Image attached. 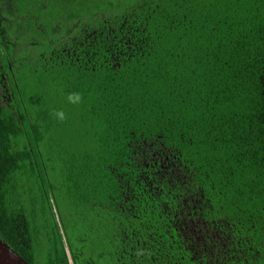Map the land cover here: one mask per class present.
Returning a JSON list of instances; mask_svg holds the SVG:
<instances>
[{"label":"trees","instance_id":"1","mask_svg":"<svg viewBox=\"0 0 264 264\" xmlns=\"http://www.w3.org/2000/svg\"><path fill=\"white\" fill-rule=\"evenodd\" d=\"M0 92L29 264H264V0H0Z\"/></svg>","mask_w":264,"mask_h":264},{"label":"water","instance_id":"2","mask_svg":"<svg viewBox=\"0 0 264 264\" xmlns=\"http://www.w3.org/2000/svg\"><path fill=\"white\" fill-rule=\"evenodd\" d=\"M0 264H29L16 251L0 239Z\"/></svg>","mask_w":264,"mask_h":264},{"label":"clouds","instance_id":"3","mask_svg":"<svg viewBox=\"0 0 264 264\" xmlns=\"http://www.w3.org/2000/svg\"><path fill=\"white\" fill-rule=\"evenodd\" d=\"M67 101L72 105H79L82 103L83 97L79 92H70L67 95ZM50 116L58 122H64L68 119V114L61 109H52Z\"/></svg>","mask_w":264,"mask_h":264},{"label":"rangeland","instance_id":"4","mask_svg":"<svg viewBox=\"0 0 264 264\" xmlns=\"http://www.w3.org/2000/svg\"><path fill=\"white\" fill-rule=\"evenodd\" d=\"M30 46H32V45H30ZM29 50L31 52H35V51L39 50V45H37V44L34 45L33 44L32 48L31 47L27 48V46H26V49H19L18 52L21 53L24 56ZM39 219H40V217H37L35 220L39 221ZM36 224H38V223H36Z\"/></svg>","mask_w":264,"mask_h":264},{"label":"flooded vegetation","instance_id":"5","mask_svg":"<svg viewBox=\"0 0 264 264\" xmlns=\"http://www.w3.org/2000/svg\"><path fill=\"white\" fill-rule=\"evenodd\" d=\"M0 94H2V92H0Z\"/></svg>","mask_w":264,"mask_h":264}]
</instances>
